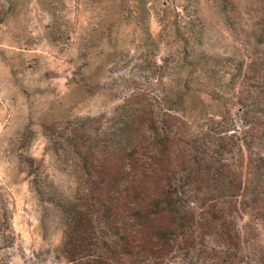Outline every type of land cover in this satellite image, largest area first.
Wrapping results in <instances>:
<instances>
[{"label":"rangeland","instance_id":"obj_1","mask_svg":"<svg viewBox=\"0 0 264 264\" xmlns=\"http://www.w3.org/2000/svg\"><path fill=\"white\" fill-rule=\"evenodd\" d=\"M263 60L264 0H0V264H64L60 204L78 192L88 146L126 171L134 149L145 182L164 178L139 116L179 134L240 129ZM241 150L227 159L264 187ZM235 220L241 240L264 249V220Z\"/></svg>","mask_w":264,"mask_h":264},{"label":"trees","instance_id":"obj_2","mask_svg":"<svg viewBox=\"0 0 264 264\" xmlns=\"http://www.w3.org/2000/svg\"><path fill=\"white\" fill-rule=\"evenodd\" d=\"M258 67L264 75V60ZM261 80L248 83L255 95H249V103L240 101L243 119L237 131L217 121L204 132L179 134L166 119L139 116L152 136L143 147L162 156L164 178L155 185L145 182L138 151L121 160L128 158L129 168H139L140 174L123 177L130 171L125 161L117 166L107 149V156L97 158L98 151L88 146L79 156L78 192L60 204L58 252L64 264H264V249L241 240L235 220L244 211L264 220V187L261 181L252 187L251 176L242 181V165L227 159L231 150L247 148L251 174L264 176V109L249 119V107L264 104ZM255 143L259 149L253 155Z\"/></svg>","mask_w":264,"mask_h":264}]
</instances>
